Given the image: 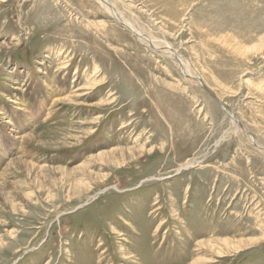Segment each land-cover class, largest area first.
<instances>
[{"label": "rangeland", "instance_id": "1", "mask_svg": "<svg viewBox=\"0 0 264 264\" xmlns=\"http://www.w3.org/2000/svg\"><path fill=\"white\" fill-rule=\"evenodd\" d=\"M110 1L199 79L95 0H0V264H264V0Z\"/></svg>", "mask_w": 264, "mask_h": 264}, {"label": "bare ground", "instance_id": "2", "mask_svg": "<svg viewBox=\"0 0 264 264\" xmlns=\"http://www.w3.org/2000/svg\"><path fill=\"white\" fill-rule=\"evenodd\" d=\"M96 3L110 16H112L117 22L121 23V26L125 27L132 35H135L137 39L143 43L144 45L147 44V46L152 47L154 50H158L161 55L165 54L172 58L175 61H178L180 64V71L182 72V75L186 77L194 78L195 80L199 79L196 78L195 75H193L192 71L190 70V66L188 63L181 57L178 56L174 50H172L169 45L165 41H155L154 38L149 39L147 37H144V34L142 31L136 26V24L131 19H125L120 12H118L115 8V6L111 3L110 0H95ZM98 22V21H97ZM137 22V21H136ZM98 27V26H97ZM96 27V28H97ZM151 38V37H150ZM160 55V54H159ZM176 58V59H175ZM178 65V64H177ZM166 67V66H165ZM164 68V67H163ZM250 86V85H249ZM174 89V88H173ZM186 91V90H185ZM221 97V96H220ZM226 109V108H225ZM227 112V110H226ZM236 121V120H235ZM250 139V137H249ZM251 140V139H250ZM253 141V140H251ZM255 145L260 147L255 141L253 142ZM196 160V159H194ZM194 162V161H193ZM181 168V167H180ZM225 243V242H224ZM213 246V245H212ZM239 247V246H238ZM235 248V247H234ZM99 263V262H98Z\"/></svg>", "mask_w": 264, "mask_h": 264}, {"label": "water", "instance_id": "3", "mask_svg": "<svg viewBox=\"0 0 264 264\" xmlns=\"http://www.w3.org/2000/svg\"><path fill=\"white\" fill-rule=\"evenodd\" d=\"M120 23V22H119ZM121 24V23H120Z\"/></svg>", "mask_w": 264, "mask_h": 264}]
</instances>
